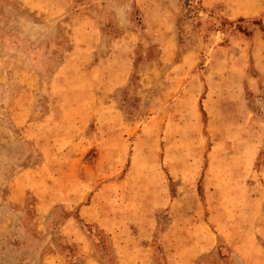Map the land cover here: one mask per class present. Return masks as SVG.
<instances>
[{
	"label": "rangeland",
	"instance_id": "1",
	"mask_svg": "<svg viewBox=\"0 0 264 264\" xmlns=\"http://www.w3.org/2000/svg\"><path fill=\"white\" fill-rule=\"evenodd\" d=\"M262 225L264 0H0V264H263Z\"/></svg>",
	"mask_w": 264,
	"mask_h": 264
},
{
	"label": "crops",
	"instance_id": "2",
	"mask_svg": "<svg viewBox=\"0 0 264 264\" xmlns=\"http://www.w3.org/2000/svg\"><path fill=\"white\" fill-rule=\"evenodd\" d=\"M238 213H239V211H238ZM103 218L105 219V217H103ZM103 218L102 219L100 218L97 221V224H98V222L100 220H103ZM114 219H115V217H109L106 220H108V222L111 224V221L114 220ZM240 220L241 219H240V217L238 215L236 216V219H234V222H233L232 225L231 224H227V223L223 222L222 220H220L219 223H218L219 232H221V234L226 238L231 233H233V235H236V233H238V231H240L241 232V235H238V236L245 237L246 238V241L244 242L242 240L241 241L236 240V242H235L236 248L241 252L242 251V248L245 250V246H248V243H249V247L248 248H249V250H250V248L253 249L250 252L253 255V254L256 253L255 252L256 251L255 248H253V240H254V238H253V234H254L253 231L255 230V231L259 232L261 226H259V224H256V223H254L252 221H249V222H240ZM233 226H236V229H232ZM262 227H264V226L262 225ZM242 231L243 232L245 231V233H243ZM205 235H206L207 240L209 241L207 243V246L208 245L211 246V244L213 243L212 242L213 241V238L211 239V236H214V234H212L210 231H208ZM238 236H237V238H239ZM206 249H204V250H206ZM198 253H200V252H198ZM263 264H264V260H263Z\"/></svg>",
	"mask_w": 264,
	"mask_h": 264
}]
</instances>
